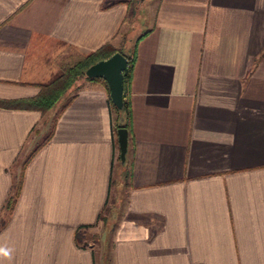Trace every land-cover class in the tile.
<instances>
[{
    "label": "crops",
    "instance_id": "0c3cea01",
    "mask_svg": "<svg viewBox=\"0 0 264 264\" xmlns=\"http://www.w3.org/2000/svg\"><path fill=\"white\" fill-rule=\"evenodd\" d=\"M134 20L146 33L115 228L98 221L119 171L106 80L47 112L0 105V264H264V0H0V100L121 48ZM49 116L7 215L12 166Z\"/></svg>",
    "mask_w": 264,
    "mask_h": 264
},
{
    "label": "trees",
    "instance_id": "16d2710c",
    "mask_svg": "<svg viewBox=\"0 0 264 264\" xmlns=\"http://www.w3.org/2000/svg\"><path fill=\"white\" fill-rule=\"evenodd\" d=\"M146 33V32H145ZM143 33L141 36L137 37L134 42V46L131 53H127L123 48H115L109 44L102 46L94 52L82 57L74 63L67 65L63 72L55 78L53 81L41 86L40 92L30 98H20L12 100H0V105L14 106L20 108H33L39 109L43 112H47L57 105L64 102L66 106L75 96L77 91L81 88L83 82L88 80H98L99 77L89 78L86 75L87 68L93 63L108 58L113 53L121 51L128 58V72L124 77V105L122 108H117L111 99V119L114 123L116 131L119 127H126L130 131L131 128V109L128 101L125 98V89L128 80L130 79L132 66L136 57V45L141 37L145 35ZM108 85V84H107ZM109 94L110 89L107 86ZM52 135V131L49 135L39 143L22 161H15V165L20 166V171L15 174V179L11 186V190L6 200L5 211L9 215L12 213L14 206L16 204L17 198L21 192L24 179L25 168L30 161L31 157L35 152L46 143ZM118 143V142H117ZM119 171L116 176L111 175L110 178V189L106 204L99 214L98 221H102L104 227L114 229L117 224V219L120 216L122 209V197L124 190L131 185V164L128 159H126L125 164L121 163L120 156L118 154ZM113 192H115L113 196ZM111 203V204H110ZM4 224V219L0 218V225ZM92 225H81L77 228L75 232V240L77 244L84 246L87 244V229Z\"/></svg>",
    "mask_w": 264,
    "mask_h": 264
},
{
    "label": "water",
    "instance_id": "95a60500",
    "mask_svg": "<svg viewBox=\"0 0 264 264\" xmlns=\"http://www.w3.org/2000/svg\"><path fill=\"white\" fill-rule=\"evenodd\" d=\"M128 58L121 51L113 53L105 59H101L86 70L89 78H104L110 89V96L117 108L124 105V77L128 72ZM119 156L122 164H125L129 148V130L126 127H119L117 130Z\"/></svg>",
    "mask_w": 264,
    "mask_h": 264
},
{
    "label": "rangeland",
    "instance_id": "374dc122",
    "mask_svg": "<svg viewBox=\"0 0 264 264\" xmlns=\"http://www.w3.org/2000/svg\"><path fill=\"white\" fill-rule=\"evenodd\" d=\"M134 18V17H133ZM138 20V19H137ZM131 23V22H130ZM132 26H133V30L132 32L130 33V31L128 30V27L130 26V24H126L125 27H123L122 29V38H123V44H122V47L125 49V51L127 53H131L132 52V49H133V46H134V42H135V39H136V35L138 34V32L144 28V25L143 23H140V22H136L135 20L131 23ZM121 47V48H122ZM53 118L54 116H49L48 117V121H49V125H48V129H46L47 131H45V135L44 136H41V137H38L37 138V141L35 142H39L40 140H42L44 137H46V135L48 134V130L51 126V123L53 121ZM35 142H33V144H28V148H25V150H23L22 154L20 155V157L17 159L18 161H22L26 156L29 155V153L32 151L31 149L34 147L35 145ZM30 146V147H29ZM118 154H119V149H118ZM118 164V162H117ZM20 166L18 165H13L12 166V171H15L16 173L19 172V168ZM113 196L115 194V192L112 193ZM111 204V203H110ZM102 222V221H101ZM88 239H89V236H87Z\"/></svg>",
    "mask_w": 264,
    "mask_h": 264
},
{
    "label": "clouds",
    "instance_id": "9594fccd",
    "mask_svg": "<svg viewBox=\"0 0 264 264\" xmlns=\"http://www.w3.org/2000/svg\"><path fill=\"white\" fill-rule=\"evenodd\" d=\"M0 251H2V250H0ZM3 254H4L5 256H7V255H8V253H7V252H4Z\"/></svg>",
    "mask_w": 264,
    "mask_h": 264
}]
</instances>
